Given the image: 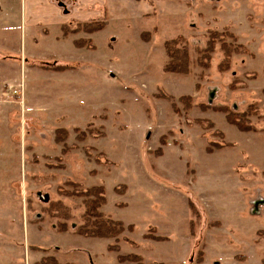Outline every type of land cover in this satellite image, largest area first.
Segmentation results:
<instances>
[{
    "label": "rangeland",
    "instance_id": "374dc122",
    "mask_svg": "<svg viewBox=\"0 0 264 264\" xmlns=\"http://www.w3.org/2000/svg\"><path fill=\"white\" fill-rule=\"evenodd\" d=\"M105 1L103 30L62 13L63 35L47 2L0 0V264H263L264 0ZM211 32L244 47L227 69L220 44L199 64ZM179 37L182 76L165 72ZM98 186L118 242L77 235L86 199L61 193Z\"/></svg>",
    "mask_w": 264,
    "mask_h": 264
},
{
    "label": "trees",
    "instance_id": "16d2710c",
    "mask_svg": "<svg viewBox=\"0 0 264 264\" xmlns=\"http://www.w3.org/2000/svg\"><path fill=\"white\" fill-rule=\"evenodd\" d=\"M104 23H92L85 24L74 30L75 32H86L88 34H95L104 29ZM67 35V32L64 33ZM207 46L205 49L200 51L199 64L205 69V65L211 59L212 54L216 49V45H221V50L224 55V60L221 64V69H227L231 64V59L234 54L244 53V47L241 45H233V42L237 41V37L228 33H219L211 32ZM227 38V40H226ZM229 38L233 41L232 44L229 42ZM81 45H86L85 42ZM165 55L167 62L165 65V72L173 75H187L190 73L191 58L187 43L183 38H178L176 40L167 41L165 43ZM185 106V110L191 109L192 97L185 96L182 99H179ZM220 111L226 114L227 121L234 126H237L240 129H243L244 126L242 120H245V115L235 113L228 108H220ZM67 135L66 130H57L56 131V142H61ZM71 187L76 189L77 184L71 182L69 183ZM61 193L65 196H75V197H84L86 212L83 216L84 223L78 227L76 234L88 238H100V239H118L126 230L124 224L120 221H115L110 217H106L101 210L106 205V194L103 187H93L84 191L72 190L63 191ZM192 208V207H191ZM193 209V208H192ZM50 210L53 212L54 216L57 218L69 221L72 218L70 209L66 207L61 201L57 203H51ZM194 211V209L192 210ZM197 214V211H194ZM66 224L61 225L63 232L66 231ZM133 229L132 227L130 228ZM110 251L119 252L120 248L118 246H113L108 248ZM118 264H124L125 262H131L135 264H146L144 259L141 256L132 254L128 256H119ZM36 264H60L58 260L54 257H48L42 259L39 263ZM264 264V261H263Z\"/></svg>",
    "mask_w": 264,
    "mask_h": 264
},
{
    "label": "crops",
    "instance_id": "0c3cea01",
    "mask_svg": "<svg viewBox=\"0 0 264 264\" xmlns=\"http://www.w3.org/2000/svg\"><path fill=\"white\" fill-rule=\"evenodd\" d=\"M32 1V0H31ZM47 2L50 10L55 13V16L60 19V21H56L54 24H47L44 27H62L61 18L62 13H65L67 17H75L78 21H80L81 25L92 24V21L95 18H100L104 11L107 9L105 6V0H43ZM32 3L33 11L36 12L38 9H42L44 5L43 2L40 4ZM60 4H62L60 6ZM82 11V15H77V13ZM68 27H66L67 29ZM62 32L64 35L65 26L62 27Z\"/></svg>",
    "mask_w": 264,
    "mask_h": 264
},
{
    "label": "water",
    "instance_id": "95a60500",
    "mask_svg": "<svg viewBox=\"0 0 264 264\" xmlns=\"http://www.w3.org/2000/svg\"><path fill=\"white\" fill-rule=\"evenodd\" d=\"M62 4H60V6H61Z\"/></svg>",
    "mask_w": 264,
    "mask_h": 264
}]
</instances>
